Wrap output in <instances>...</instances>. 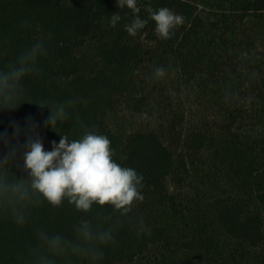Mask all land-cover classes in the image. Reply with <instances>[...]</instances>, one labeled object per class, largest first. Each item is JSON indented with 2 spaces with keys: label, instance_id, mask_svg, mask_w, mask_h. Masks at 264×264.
Wrapping results in <instances>:
<instances>
[{
  "label": "trees",
  "instance_id": "trees-1",
  "mask_svg": "<svg viewBox=\"0 0 264 264\" xmlns=\"http://www.w3.org/2000/svg\"><path fill=\"white\" fill-rule=\"evenodd\" d=\"M149 3L185 18L171 39H159L151 20L129 36L124 25L133 13L119 9L117 0H0V67L39 40L47 51L39 60L42 71L24 81L25 103L0 109V137L18 148L20 167L10 171L27 178L21 154L33 126L45 151L59 144L58 134L79 138L86 127L106 135L117 162L143 177L144 200L127 216L94 207L85 217L114 232L99 264H264V45L250 36L239 39L237 26L248 18L264 24V0H138L141 19L148 18ZM208 4L218 9L210 18L200 8ZM117 12L121 20L112 27L110 17ZM143 34L153 38L154 50L147 52L136 41ZM161 66L163 77L150 75ZM169 74L176 80L170 83ZM178 80L205 95L203 106L212 102L210 118L180 135L169 107L163 108L158 128L125 134L108 124L123 104L142 111L149 100L144 93L170 92L169 84ZM67 98L76 103L53 131L45 123L50 110L30 104ZM180 146L193 155L209 149L233 185L230 197L215 203L211 225L203 221L194 227L202 217L186 216L170 192ZM6 151L0 144V154ZM80 218L67 205H44L32 210L21 228L0 213V264H25L38 228L70 236ZM219 231L223 239L215 234ZM152 247L159 249L155 260L140 262Z\"/></svg>",
  "mask_w": 264,
  "mask_h": 264
},
{
  "label": "clouds",
  "instance_id": "clouds-1",
  "mask_svg": "<svg viewBox=\"0 0 264 264\" xmlns=\"http://www.w3.org/2000/svg\"><path fill=\"white\" fill-rule=\"evenodd\" d=\"M117 7H126L133 13L131 22L124 25V30L132 37L151 20L156 36L167 41L185 22L182 15L167 7L154 10L150 3L145 9L148 18L141 19L138 0H117ZM120 20L119 12L111 14L110 25L115 27ZM46 54L45 44L39 40L20 52L7 66L0 67V109L15 110L25 103L24 81L42 71L39 60ZM165 74L166 70L161 66L154 70L153 76L159 79ZM75 103V99L67 98L62 101L39 99L30 104L50 110L45 123L53 131L69 119L68 109ZM76 120L83 127L79 117ZM58 135L61 137L59 144L53 142L52 150L45 151L33 126L21 154L26 179H17L10 171L13 166L20 167L16 163L18 148L7 137H0V144L7 149L6 153L0 154V213L9 215L22 228L36 208L44 205L52 209L71 207L81 215L72 227V234L38 228L25 264H77V261L99 264L104 249L114 242V232L111 227H94L85 217L94 207L111 208L113 212L127 216L137 202L144 200L141 194L143 177L133 168L117 162L106 135L86 127L79 138L70 139L66 133ZM15 136H19L18 128Z\"/></svg>",
  "mask_w": 264,
  "mask_h": 264
},
{
  "label": "rangeland",
  "instance_id": "rangeland-1",
  "mask_svg": "<svg viewBox=\"0 0 264 264\" xmlns=\"http://www.w3.org/2000/svg\"><path fill=\"white\" fill-rule=\"evenodd\" d=\"M200 8L206 18L213 17L218 11L215 4L202 5ZM237 26L239 39H246L250 36L256 39L258 44L264 45L263 23L248 18L244 22H239ZM136 41L143 44L147 52L155 49L153 38L149 35H140ZM154 70L155 68L152 69L151 76ZM169 76H171L169 77L170 83L176 80L174 74H169ZM168 90H170L169 93H144L149 100L142 111L135 110L132 105L123 104L118 111L107 118L108 124L125 134L158 128L162 123L160 116L165 111L163 108L169 107L173 110L175 120L179 125L177 133L180 135L181 131L191 129L201 120L210 118L212 102L203 106L201 99L205 96L203 93H198L197 90L185 85L183 80L169 84ZM167 143H169L168 140ZM175 152L178 162L175 173L170 177L169 187L170 192L178 201L177 207L188 217H202L194 221V227L203 221L211 225L215 203L218 200L228 199L232 194L231 180L226 172L214 162L209 149L193 155L180 146ZM180 161H184L186 167ZM215 234L221 239L224 238L220 231ZM158 252V248L152 247L139 261L142 263L154 261Z\"/></svg>",
  "mask_w": 264,
  "mask_h": 264
}]
</instances>
